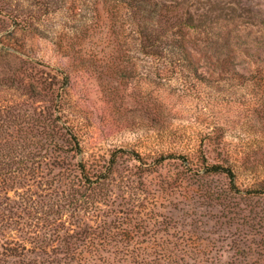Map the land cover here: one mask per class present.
Masks as SVG:
<instances>
[{
  "label": "rangeland",
  "instance_id": "374dc122",
  "mask_svg": "<svg viewBox=\"0 0 264 264\" xmlns=\"http://www.w3.org/2000/svg\"><path fill=\"white\" fill-rule=\"evenodd\" d=\"M157 2L200 26L190 59ZM0 55V264H264V195L233 216L201 177L264 187V0H0ZM80 163L114 168L88 191Z\"/></svg>",
  "mask_w": 264,
  "mask_h": 264
},
{
  "label": "trees",
  "instance_id": "16d2710c",
  "mask_svg": "<svg viewBox=\"0 0 264 264\" xmlns=\"http://www.w3.org/2000/svg\"><path fill=\"white\" fill-rule=\"evenodd\" d=\"M158 4L159 2H157V15H160L162 18H164V21L166 22L167 27L165 30L162 31V34L160 35V37L157 38V44H159V47L161 46V44H163L167 50H168L167 46L172 44L175 46V48H177L178 52H184V56L186 55L187 58L189 57L190 59L191 54L188 50L187 44H185L186 38H185V34L182 33V29L190 28V29L196 30L200 28V26L194 24L193 18L191 16H187L183 18V16L179 15L180 8L176 6V3L175 4L170 3L168 6L170 9H168V7H164L165 5L163 4L162 5H158ZM174 28L176 30H179L181 34L176 36L172 32V29ZM164 46H161V47L163 48ZM157 49H158V46H157ZM172 51L174 50L172 49ZM157 55H159L158 51H157ZM0 60H6V59L4 56L0 55ZM6 109H10L9 106L0 105V115ZM8 112L9 110L5 111L4 113L8 114ZM1 121L3 122H0V136L2 135V133H6L5 129H3L5 120L1 119ZM75 146H77V144ZM12 150H13V145L10 142L6 141L5 138H2L0 140V176L1 175L4 176L5 175L4 171L3 172L1 171L2 170L7 171L10 164L13 163V161L10 159L11 157H8L9 155H11ZM5 158L10 159V161L5 162ZM163 158L165 157L158 156L157 163L160 161H163L164 160ZM136 160L139 161V158L137 157ZM203 161H204V167L202 170L201 177L206 180V183H205L206 187L204 189L205 196L209 201L217 203L220 206H223L222 207L223 211L227 210V212L232 214L233 216L238 215L239 213L237 211L239 209H237V207H235L234 205H230V200L232 198H238V199H243L245 201H248V200L251 201L254 198L252 194L264 195V187H261L263 189L259 187V189H254L252 191H249V190L243 191V190L238 189V187L236 186L237 173L232 164L227 163V165H224L222 163H217V162L212 163V162H209L207 159H204ZM17 163L22 164L21 161H18ZM112 168H114V163L109 164V166H107L105 170L100 171L98 175H94L95 173L89 174L86 171V166L84 163H80L79 170H80V175H81V181L84 183V185H86L85 189L88 191H93L94 189L93 186H96V184L98 183H103L107 181L110 178ZM25 170L28 171L29 168H26ZM214 178H223L226 181V184L220 188L214 185L211 186L212 180ZM5 182H6V179L0 177V186L6 184ZM0 189H1L0 194L5 193L3 194V198L9 200V197L5 191L6 190L8 191L10 189L9 188H0ZM76 195H78L79 197L77 198ZM83 197H84L83 194L81 193L79 194L77 190L76 191L73 190L69 198L67 196V199H68L69 204H73L77 207L79 206L78 205L79 202L81 204L88 203V200H84ZM32 209L34 211L35 208H32ZM48 212H45L44 214H42L44 218L42 216L41 217L37 216V210L34 213H31V212H24V213L27 214V218L29 219L32 218V219H42L44 221H47V220L49 221L50 216H54V214L57 213L58 211H54L55 213H52V212L48 213ZM250 212L251 210L248 211L249 214ZM52 218H51V221L53 220ZM1 220H4V219L2 218Z\"/></svg>",
  "mask_w": 264,
  "mask_h": 264
}]
</instances>
